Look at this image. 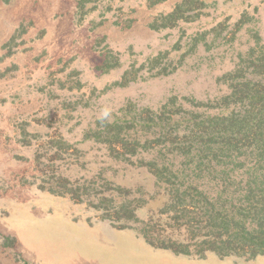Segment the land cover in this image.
<instances>
[{
    "label": "rangeland",
    "instance_id": "obj_1",
    "mask_svg": "<svg viewBox=\"0 0 264 264\" xmlns=\"http://www.w3.org/2000/svg\"><path fill=\"white\" fill-rule=\"evenodd\" d=\"M25 1L0 0V264H264L263 255L178 252L182 244L198 248L180 212L183 198L189 203L199 196L190 191L185 198L173 187L178 178L219 177L210 165L226 153L221 142L205 140L218 131V140H230L223 116L251 114L229 96L237 69L258 79L246 67L249 53L264 45V0H198L193 18L159 29L151 28L155 18L182 0L90 2L75 10V26L91 33L114 12L113 25L128 34L124 48L93 32L91 48L82 54L75 47L72 54L52 38L73 55L59 59L50 54L47 29L36 27L49 19L15 12ZM28 1L36 6L39 0ZM139 16L145 24L135 26ZM143 109L163 122L131 129L149 140L138 154L118 157L93 136L100 121L129 119ZM219 119L223 124L212 127ZM81 222L99 237L112 225L119 233L114 242L143 237L162 260L102 246L75 225Z\"/></svg>",
    "mask_w": 264,
    "mask_h": 264
},
{
    "label": "trees",
    "instance_id": "obj_2",
    "mask_svg": "<svg viewBox=\"0 0 264 264\" xmlns=\"http://www.w3.org/2000/svg\"><path fill=\"white\" fill-rule=\"evenodd\" d=\"M98 1L100 0H78V9H83L87 3ZM159 1L165 0H152L151 3ZM196 1L198 0H182L169 13L157 16L151 28L173 25L180 19L190 20L193 18L189 15L190 12L197 9L193 5ZM160 21L163 23H159ZM249 58L250 65L246 68H252L251 74L258 79L242 75V67L237 69L239 72L232 74L236 81L232 83L233 92L229 98L233 99V103L240 102L250 106L251 114L240 117L231 113L223 116L225 132L230 133V140H218L222 135L220 131L214 135L216 137L205 140L210 146L218 141L222 143L220 150L226 153L224 156L227 159L218 161V165H210L220 176L205 183L193 178H178L180 180L173 183L177 191H182L181 196L185 195L187 198L190 191L199 196V199L189 203L183 198L180 212L182 217H187L184 224L191 229L198 248L193 252L190 249L193 243L182 244L185 248L178 251L180 253L196 255L213 251L222 256H264V45L252 50ZM127 75L126 73L125 78ZM122 112L127 113L126 109ZM162 122L163 118L159 113L143 109L129 119L124 114L121 117L115 116L113 121H100L101 126L94 131L93 136L110 144L118 157L134 156L139 153L140 148L146 147L149 140H143V135L138 133H131V129L136 126L151 130L159 127ZM223 123L219 119L211 126ZM250 138L253 139L252 144L247 143ZM248 147L252 148L254 154L248 153ZM208 148L210 150L214 147ZM201 187L216 190L218 196L209 195L199 189Z\"/></svg>",
    "mask_w": 264,
    "mask_h": 264
},
{
    "label": "crops",
    "instance_id": "obj_3",
    "mask_svg": "<svg viewBox=\"0 0 264 264\" xmlns=\"http://www.w3.org/2000/svg\"><path fill=\"white\" fill-rule=\"evenodd\" d=\"M37 3V2H36ZM75 10H78V3L75 0H39L36 6H31L29 1H25V6L21 9L15 10V12L25 14L26 17L28 16H34L36 18H39L41 20H48L47 22L43 23L39 21V23H36V27L39 29L46 28L47 29V38L46 41H49L50 45L53 43L52 38L56 39V42L62 44V45H69V48L67 49L68 53L74 54V49L75 53L77 51L81 52L82 54L84 53L85 50L88 48H91V45H93V42L91 40L93 32L95 36H98V34H107V42L110 44L111 47L115 49H122L124 48V41H123V35L125 37L128 34H125L123 30H120L117 28V26H114L112 23L111 16H113L115 13L110 12V18L108 20L104 21L100 26L95 28L91 33H89V28L88 26H81L78 27L77 25L75 26L73 22V17L75 15ZM57 13H62V17H58L57 19H53L52 17L56 15ZM133 16L134 14H127L128 16ZM140 21L136 22L134 25L136 26H142L144 25V20L141 16H139ZM110 20V22H109ZM75 29H74V28ZM73 28V32H71ZM32 32H35L34 29ZM81 34V35H80ZM75 36H78V42L76 43L77 45H73V39ZM65 41V42H63ZM50 54H53L55 59L65 58L67 56H73L72 54L68 55L65 54V51L61 48H59L57 45L52 44L50 46ZM84 222H81L79 224H75L77 227L81 229H85L84 232L88 234V236H95L97 237L95 240L98 241L102 246L105 247H118V246H123L124 251H126L128 254L137 256V257H147V258H156L158 260H162L161 257H157L155 253L151 252L152 247L145 242V238L139 237L136 235H131L128 232V234L131 235L130 239L123 238L121 240H118L114 242L112 240L115 235L118 237L119 233L117 230L114 229V227L108 226L107 225V230L108 236L106 237H99L98 235H95V233L89 234L90 228L88 226L83 225ZM110 227V228H109ZM125 233V232H124ZM127 235V234H126ZM123 236V234H122ZM125 237V236H123ZM81 239V237H79ZM111 239V240H109ZM72 240V239H68ZM65 239V241H68ZM78 241L76 239L73 240ZM113 241V242H112ZM123 241V242H120ZM68 243V242H67ZM150 249V251H148ZM73 259V258H72ZM138 260L140 258H133L131 260ZM71 260V259H70ZM72 261V260H71ZM166 262V261H165ZM173 261H167V263H170Z\"/></svg>",
    "mask_w": 264,
    "mask_h": 264
}]
</instances>
